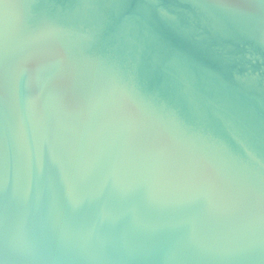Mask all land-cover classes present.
Listing matches in <instances>:
<instances>
[{"label": "water", "instance_id": "obj_1", "mask_svg": "<svg viewBox=\"0 0 264 264\" xmlns=\"http://www.w3.org/2000/svg\"><path fill=\"white\" fill-rule=\"evenodd\" d=\"M0 264H264V0H0Z\"/></svg>", "mask_w": 264, "mask_h": 264}]
</instances>
